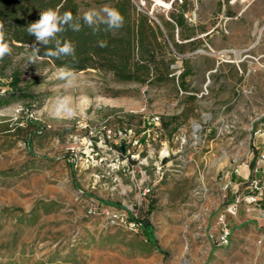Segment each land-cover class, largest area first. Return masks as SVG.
Wrapping results in <instances>:
<instances>
[{
	"label": "rangeland",
	"instance_id": "obj_1",
	"mask_svg": "<svg viewBox=\"0 0 264 264\" xmlns=\"http://www.w3.org/2000/svg\"><path fill=\"white\" fill-rule=\"evenodd\" d=\"M77 1L82 14L111 4ZM181 1L133 0L184 44L167 81L87 69L65 88L61 69L23 52L6 68L1 91L17 67L24 94L0 105V264H264V219L225 212V183L252 175L264 140V0H187V29L171 16ZM65 95L72 117L55 111ZM150 116L167 127L144 131ZM149 199L156 248L126 219ZM222 215L226 246L210 237Z\"/></svg>",
	"mask_w": 264,
	"mask_h": 264
},
{
	"label": "trees",
	"instance_id": "obj_2",
	"mask_svg": "<svg viewBox=\"0 0 264 264\" xmlns=\"http://www.w3.org/2000/svg\"><path fill=\"white\" fill-rule=\"evenodd\" d=\"M109 7L116 8L124 17V24L119 29L98 32L93 34L92 29L82 26L79 32L66 30L59 34L62 40L70 41L75 46V53L57 59L45 54L52 45L44 46L35 41V37L27 31L28 27L40 18V13L47 9H57L61 15L72 12L73 17H82L77 0H0V24L3 25L5 41L12 49L11 55L0 60V83L5 77V70L13 63L15 55L23 52L32 60V46L40 48L35 63L51 66L56 69L67 68L73 72L87 69H99L112 73L120 81L148 84L167 81L171 75L170 64L174 60L173 52H184V44L178 43L165 35L161 25L156 22L146 11L136 5L133 0H109ZM176 14H171L175 26L187 29L188 24L184 13L187 0H182ZM81 24L83 21L81 19ZM171 35V34H170ZM167 36V37H166ZM189 37H186V39ZM106 41V47H99L98 41ZM189 72L183 70L181 79ZM22 72L14 67L6 82L7 89L1 91L0 105L8 101L9 97L24 94L19 83ZM180 85L182 86V80ZM151 117V116H150ZM148 118L143 120L144 131L155 126L148 124ZM161 127H167L164 120H160ZM31 138L27 139L30 143ZM120 142L119 144H122ZM120 151L119 145L115 146ZM255 161L250 163L253 168ZM246 184V181L242 182ZM101 203L112 204L100 200ZM113 205V204H112ZM153 202L148 200V207L143 217H134L127 211V221L135 224L145 241L156 248L153 225L148 218L152 211ZM119 208H123L119 206Z\"/></svg>",
	"mask_w": 264,
	"mask_h": 264
},
{
	"label": "clouds",
	"instance_id": "obj_3",
	"mask_svg": "<svg viewBox=\"0 0 264 264\" xmlns=\"http://www.w3.org/2000/svg\"><path fill=\"white\" fill-rule=\"evenodd\" d=\"M81 19L83 25L81 24ZM124 24V17L120 11L113 7L104 6L101 9H89L82 17H73L72 12H65L63 15L57 9H47L40 13V18L32 23L27 31L30 35L35 37V41L47 47L46 55L56 57L57 59L65 56H71L75 53V46L72 42L62 40L59 34L66 30L79 32L82 26H87L92 29L93 34H97L102 30L111 31L119 29ZM99 47H106V41H98ZM33 56L32 60L38 58L40 48L35 44L32 46ZM12 49L5 41V34L3 25L0 24V60L5 56L11 55ZM64 81L65 88H71L76 82V73L67 68H61L60 77ZM55 111L58 115L63 114L72 117L75 114V108L72 106L71 98L67 95L58 98L55 105Z\"/></svg>",
	"mask_w": 264,
	"mask_h": 264
},
{
	"label": "built area",
	"instance_id": "obj_4",
	"mask_svg": "<svg viewBox=\"0 0 264 264\" xmlns=\"http://www.w3.org/2000/svg\"><path fill=\"white\" fill-rule=\"evenodd\" d=\"M148 124L154 125L159 123L158 116L148 118ZM254 176L246 178L244 185L245 193L238 192V185L235 186V196L231 202L226 205L225 212L229 215H235L241 204H244L246 211H255L257 215L264 219V147L257 152L255 163L252 168ZM233 187L230 179L225 183V188ZM220 229L216 234H210V237L217 245L226 246L230 243V228L224 221V215L220 217Z\"/></svg>",
	"mask_w": 264,
	"mask_h": 264
},
{
	"label": "crops",
	"instance_id": "obj_5",
	"mask_svg": "<svg viewBox=\"0 0 264 264\" xmlns=\"http://www.w3.org/2000/svg\"><path fill=\"white\" fill-rule=\"evenodd\" d=\"M246 7L247 8H251V9H255V0H253V1H251V2H249V3H247L246 4ZM249 20H253V18H251V17H249L248 18ZM246 24V23H245ZM254 52H255V50H254ZM262 147H264V140H262V142H261V146H260V148H262ZM237 175H240V176H237ZM249 171H248V169H246V168H242V169H240V172L237 170V169H234V174H233V171L231 172V175H230V181H231V183H233L234 182V186H236V185H238V184H242V182H244L245 180H246V178L249 176ZM251 176H254V174L252 173V175ZM250 176V177H251ZM234 192V191H233ZM245 193L246 192V190H244V187L242 188V193ZM235 196V192H234V194L232 195V198Z\"/></svg>",
	"mask_w": 264,
	"mask_h": 264
},
{
	"label": "water",
	"instance_id": "obj_6",
	"mask_svg": "<svg viewBox=\"0 0 264 264\" xmlns=\"http://www.w3.org/2000/svg\"><path fill=\"white\" fill-rule=\"evenodd\" d=\"M121 151H123V146H120Z\"/></svg>",
	"mask_w": 264,
	"mask_h": 264
},
{
	"label": "bare ground",
	"instance_id": "obj_7",
	"mask_svg": "<svg viewBox=\"0 0 264 264\" xmlns=\"http://www.w3.org/2000/svg\"><path fill=\"white\" fill-rule=\"evenodd\" d=\"M160 1V0H159Z\"/></svg>",
	"mask_w": 264,
	"mask_h": 264
}]
</instances>
